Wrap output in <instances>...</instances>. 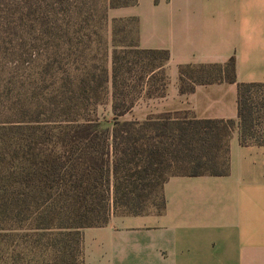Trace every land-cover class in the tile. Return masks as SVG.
<instances>
[{"label": "trees", "instance_id": "trees-1", "mask_svg": "<svg viewBox=\"0 0 264 264\" xmlns=\"http://www.w3.org/2000/svg\"><path fill=\"white\" fill-rule=\"evenodd\" d=\"M63 1L0 0V264H85L82 229L105 226L111 215L162 214L170 176L229 172L234 120L124 118L167 84L169 52L139 47L134 18L112 19L110 75L103 68L76 81L58 52ZM133 2L107 0V9ZM122 31L134 38L117 40ZM178 80L181 93L236 83L239 142L264 144L255 130L264 83L238 82L233 56L181 65ZM108 83L110 123L95 113Z\"/></svg>", "mask_w": 264, "mask_h": 264}, {"label": "crops", "instance_id": "crops-1", "mask_svg": "<svg viewBox=\"0 0 264 264\" xmlns=\"http://www.w3.org/2000/svg\"><path fill=\"white\" fill-rule=\"evenodd\" d=\"M131 17L139 47L169 52L164 94L137 100L134 119L166 112L234 120L229 172L170 176L162 214L115 215L85 228V264H264V144L239 142L237 85L198 84L181 93L178 80L181 65L233 56L238 82L264 83V0H134L108 7L110 34L112 19Z\"/></svg>", "mask_w": 264, "mask_h": 264}, {"label": "rangeland", "instance_id": "rangeland-1", "mask_svg": "<svg viewBox=\"0 0 264 264\" xmlns=\"http://www.w3.org/2000/svg\"><path fill=\"white\" fill-rule=\"evenodd\" d=\"M57 8L60 12L57 23L60 25L58 34L59 37H63L62 40H59L58 52L65 68V63L69 62V73L77 78L76 81L81 79L86 73L91 72L93 75H96V73L100 74L103 68L110 75L112 34L109 31V20L107 18V0H64L63 4L60 3ZM128 28L126 27V29ZM125 34V31L120 32L116 36V39L121 42H129L134 38L133 33H130L128 36ZM104 86L101 90L102 97L97 102V105H95V113L100 121L110 123L112 121L111 86L110 83ZM89 108H92V106ZM135 112L132 109L124 118L134 119ZM262 114L260 118L261 122L258 123L255 130L264 139V112ZM181 171L176 170L174 172L179 173ZM147 210L149 212H156L157 208L150 206ZM112 216L115 215H111L110 218ZM84 231L85 228L81 230L83 260L85 255ZM85 242L88 250L87 260L93 262L95 252L94 242L90 239L88 232L85 233Z\"/></svg>", "mask_w": 264, "mask_h": 264}]
</instances>
